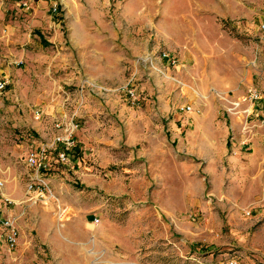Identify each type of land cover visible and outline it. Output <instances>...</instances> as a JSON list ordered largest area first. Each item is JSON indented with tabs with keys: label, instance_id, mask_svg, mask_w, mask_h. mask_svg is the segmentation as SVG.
<instances>
[{
	"label": "rangeland",
	"instance_id": "374dc122",
	"mask_svg": "<svg viewBox=\"0 0 264 264\" xmlns=\"http://www.w3.org/2000/svg\"><path fill=\"white\" fill-rule=\"evenodd\" d=\"M27 1L0 0V264H264V0Z\"/></svg>",
	"mask_w": 264,
	"mask_h": 264
},
{
	"label": "built area",
	"instance_id": "2783aa9c",
	"mask_svg": "<svg viewBox=\"0 0 264 264\" xmlns=\"http://www.w3.org/2000/svg\"><path fill=\"white\" fill-rule=\"evenodd\" d=\"M36 1L37 0H28L25 5L31 6L35 4ZM261 30L264 34V24L261 26ZM163 58L167 59L171 65H174L176 63L175 59L170 57L169 54L164 53ZM7 83V81H3L2 83H0V90H4L6 88ZM262 99V95L257 89L250 88L248 89L246 96L236 98L230 101V105L227 108V114L239 118H249L254 113V104L258 101H261ZM191 110L192 108L190 106L182 107L180 109L181 112H191ZM58 127H60V125ZM65 132L67 133L66 136L58 137L57 142L61 143V145L67 150L72 149L75 147V142L73 138L75 128L72 125H69L65 129ZM50 150L56 149L54 146L47 147L46 149H43L39 152L32 151L28 155L27 161L29 166L35 168L38 174L41 171H46L50 168V164L47 160V152H49ZM58 156L61 162H65L67 160L68 154L66 152H58ZM3 186V182H0V187ZM32 193H35L37 195L36 199L45 198V195H47L49 198L54 199V194L50 188L48 179L42 176H37L36 178L32 179L31 184L29 186L28 194L32 195ZM6 201L9 202L8 199H6ZM66 212L67 209H61V217H65ZM95 222H98V220L96 219ZM19 237V230L15 226L14 222L11 219L5 218L0 213V240L3 239L10 249H15L19 245Z\"/></svg>",
	"mask_w": 264,
	"mask_h": 264
},
{
	"label": "crops",
	"instance_id": "0c3cea01",
	"mask_svg": "<svg viewBox=\"0 0 264 264\" xmlns=\"http://www.w3.org/2000/svg\"><path fill=\"white\" fill-rule=\"evenodd\" d=\"M261 106L264 108V101L262 102V104H261ZM262 113H264L263 111H262ZM237 132V133H236ZM240 133V131H239V129H236V131H234L233 132V135H235V137L237 136L238 137V134ZM242 141H243V137H241L240 138V135H239V137H238V139H237V144H235L236 145V149H235V154H237V155H239L240 153H241V151L242 150H250L251 149V145L248 147V146H244L243 144H242ZM63 147V146H62ZM65 148L63 147V148H61V150L63 151ZM67 150V149H66ZM69 151H68V156L70 157V159H71V161H72V163L74 164V167H72V168H75V166H77V161H76V159H75V156L73 155V151L72 150H70V149H68ZM59 151H60V149H59ZM70 159H69V161H70ZM71 169V168H70ZM70 171V170H69ZM57 181V180H56ZM7 199V198H6ZM9 199V198H8ZM1 202H2V200H1ZM12 202H15V200H13ZM0 213L5 217V218H8V219H10V217H9V214H10V212L8 211V210H6V208H4L1 204H0ZM87 223H93V222H91L90 220L88 221L87 220Z\"/></svg>",
	"mask_w": 264,
	"mask_h": 264
}]
</instances>
